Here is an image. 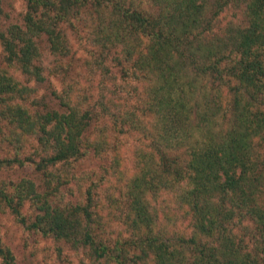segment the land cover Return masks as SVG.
<instances>
[{
  "label": "trees",
  "instance_id": "trees-1",
  "mask_svg": "<svg viewBox=\"0 0 264 264\" xmlns=\"http://www.w3.org/2000/svg\"><path fill=\"white\" fill-rule=\"evenodd\" d=\"M23 6L0 27V172L29 166L47 189L2 177L0 212L88 264H264V0ZM71 38L89 54L84 70L70 61ZM47 77L60 82L55 108L30 84ZM88 153L104 165L74 174ZM71 180L72 202L59 191ZM0 264H17L1 237Z\"/></svg>",
  "mask_w": 264,
  "mask_h": 264
},
{
  "label": "rangeland",
  "instance_id": "rangeland-1",
  "mask_svg": "<svg viewBox=\"0 0 264 264\" xmlns=\"http://www.w3.org/2000/svg\"><path fill=\"white\" fill-rule=\"evenodd\" d=\"M144 2V3H143ZM142 6L147 7V0H142ZM0 27L4 29L9 23L19 22L23 14L24 6L23 0H0ZM236 12L234 8L227 10L225 16L219 15L218 19L221 24L231 20V15ZM71 63L76 70L81 67V64L88 58V53L84 47L74 38H71ZM2 52L0 48V66H3ZM114 70V69H113ZM13 75L17 78H21L17 71L13 72ZM97 77H95L96 79ZM111 81H107L106 84L110 85ZM30 84L34 85L37 89V97H40L42 102L47 107H57L55 101L52 99L51 91L58 90L60 88V82L55 77H47L43 81ZM96 93V92H95ZM122 142L119 145L122 168L126 174H130L132 168V137L123 135L120 136ZM264 142V139H263ZM5 142L0 141V156L4 154ZM30 151L31 149H27ZM104 161L95 158L92 153L73 162V172L78 175L81 172H96L99 170L101 164L104 165ZM6 178L12 182L18 181L20 178L29 179L37 187V191L42 192L46 188L45 183L42 182V173L34 171L29 166H12L10 168H3L0 172V178ZM109 185L108 183L106 184ZM105 187L98 186L97 191L103 193ZM79 189L76 187V182L71 180L64 183L59 187L60 194L63 196V200L75 201L79 194ZM116 195V190H112ZM100 197L104 198V195ZM32 205L29 201H25L21 206L22 214L27 217L35 213ZM184 224V223H183ZM186 231L188 229L186 228ZM0 237L2 242L9 247L13 253L15 262L17 264H88V259L83 250H76L70 247L67 243L57 241L51 236L43 235L39 232L28 230L15 221V218L11 214L10 210L4 209L0 212Z\"/></svg>",
  "mask_w": 264,
  "mask_h": 264
}]
</instances>
